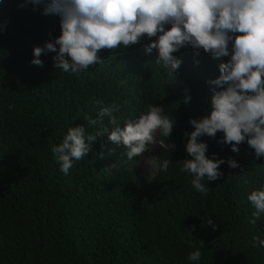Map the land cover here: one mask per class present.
Segmentation results:
<instances>
[{
  "label": "trees",
  "instance_id": "trees-1",
  "mask_svg": "<svg viewBox=\"0 0 264 264\" xmlns=\"http://www.w3.org/2000/svg\"><path fill=\"white\" fill-rule=\"evenodd\" d=\"M45 6L0 0V264H264V247L253 246L254 237L264 239V213L250 223L256 209L248 200L264 190V157L246 142L233 152L218 143V132L198 138L209 158L225 160L217 180L201 181L207 194L181 170L190 118L209 111L208 81L230 57L183 47L174 53L182 63L173 72L155 62V50L146 54L145 38L103 50V63L80 73L55 67L58 46L38 66L31 63L34 46L60 34V17L44 14ZM112 104L120 106L113 115L121 127L149 104L174 118L169 138L157 133L175 145L156 158L171 161L167 171L157 166L148 177L135 169L140 156L128 160L124 145L108 139L110 117L88 123ZM75 126L97 136L66 175L51 149ZM229 158L239 167L230 168ZM196 250L201 257L192 261Z\"/></svg>",
  "mask_w": 264,
  "mask_h": 264
},
{
  "label": "clouds",
  "instance_id": "clouds-1",
  "mask_svg": "<svg viewBox=\"0 0 264 264\" xmlns=\"http://www.w3.org/2000/svg\"><path fill=\"white\" fill-rule=\"evenodd\" d=\"M45 4L44 14L60 17V34L44 47L34 46L32 64L42 66L41 55L58 52L53 58L57 69L80 73L103 63L100 53L118 48H129L147 38L146 54L156 51L155 62L175 72L182 60L174 53L191 46L213 58L230 57L219 64L220 75L208 81L213 85L209 111L200 118H190L193 130L188 134L186 152L180 161L182 171L192 175L193 187L204 194L208 189L201 182L205 177L215 181L221 175L223 158L206 155L208 145L199 140L215 138L223 133L218 143L229 144L233 152L246 142L257 159L264 157V0H30ZM170 25V27H166ZM155 37V39H153ZM188 99L187 97L185 98ZM100 104V101H97ZM120 106L101 107L97 119L86 117L90 125L110 117L113 125L108 139L123 144L128 160L142 156L154 144L171 152L174 144L158 141L157 133L171 136L175 120L164 114L161 106L149 104L136 119H127L121 127L113 112ZM97 135H87L83 126L69 127L60 144L52 147L60 170L68 174L74 161L87 156L91 142ZM171 161L151 158L148 164L167 171ZM230 168L239 167L229 158ZM248 200L256 209L250 223L256 224L264 213V190H253ZM213 230L216 225L207 220ZM190 243V242H189ZM264 247V239L254 237V245ZM191 246V244H190ZM199 250L189 259L197 261Z\"/></svg>",
  "mask_w": 264,
  "mask_h": 264
},
{
  "label": "rangeland",
  "instance_id": "rangeland-1",
  "mask_svg": "<svg viewBox=\"0 0 264 264\" xmlns=\"http://www.w3.org/2000/svg\"><path fill=\"white\" fill-rule=\"evenodd\" d=\"M159 141V140H158ZM160 151L159 144H154L150 147V150L143 153L142 156L138 159V161L135 163L134 168L137 170H140L144 172L148 177L153 175L156 171V168H152L150 164H148V161L151 158H157ZM110 167H112V164L109 163ZM157 264V263H156Z\"/></svg>",
  "mask_w": 264,
  "mask_h": 264
}]
</instances>
